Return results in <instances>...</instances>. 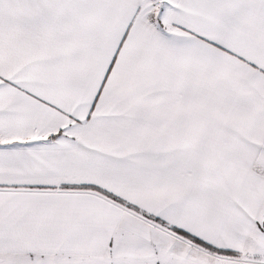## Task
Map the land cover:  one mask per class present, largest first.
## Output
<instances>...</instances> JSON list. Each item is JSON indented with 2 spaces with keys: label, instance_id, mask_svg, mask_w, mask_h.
Instances as JSON below:
<instances>
[{
  "label": "snow or ice",
  "instance_id": "obj_1",
  "mask_svg": "<svg viewBox=\"0 0 264 264\" xmlns=\"http://www.w3.org/2000/svg\"><path fill=\"white\" fill-rule=\"evenodd\" d=\"M0 264H264V0H0Z\"/></svg>",
  "mask_w": 264,
  "mask_h": 264
}]
</instances>
